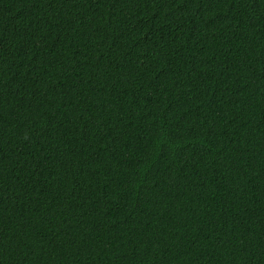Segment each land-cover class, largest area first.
Instances as JSON below:
<instances>
[{
  "label": "trees",
  "instance_id": "trees-1",
  "mask_svg": "<svg viewBox=\"0 0 264 264\" xmlns=\"http://www.w3.org/2000/svg\"><path fill=\"white\" fill-rule=\"evenodd\" d=\"M0 264H264V0H0Z\"/></svg>",
  "mask_w": 264,
  "mask_h": 264
}]
</instances>
